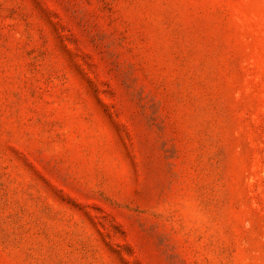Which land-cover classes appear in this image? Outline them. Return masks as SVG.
Instances as JSON below:
<instances>
[{"label": "rangeland", "instance_id": "rangeland-1", "mask_svg": "<svg viewBox=\"0 0 264 264\" xmlns=\"http://www.w3.org/2000/svg\"><path fill=\"white\" fill-rule=\"evenodd\" d=\"M0 264H264V0H0Z\"/></svg>", "mask_w": 264, "mask_h": 264}]
</instances>
